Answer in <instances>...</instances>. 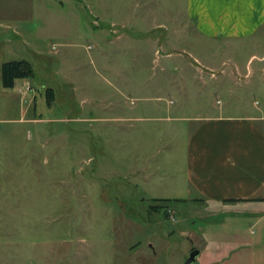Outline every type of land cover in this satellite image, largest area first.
Here are the masks:
<instances>
[{
    "label": "rangeland",
    "instance_id": "obj_1",
    "mask_svg": "<svg viewBox=\"0 0 264 264\" xmlns=\"http://www.w3.org/2000/svg\"><path fill=\"white\" fill-rule=\"evenodd\" d=\"M186 11L0 0V62L30 63L43 97L0 104V264H264V214L204 204L187 176L197 121L264 115V35L199 37Z\"/></svg>",
    "mask_w": 264,
    "mask_h": 264
},
{
    "label": "crops",
    "instance_id": "obj_2",
    "mask_svg": "<svg viewBox=\"0 0 264 264\" xmlns=\"http://www.w3.org/2000/svg\"><path fill=\"white\" fill-rule=\"evenodd\" d=\"M186 12L191 28L199 37L210 40H248L264 35V0H187ZM8 23L0 15V31L9 30L6 26ZM156 29L158 33L160 30L165 33L161 31L162 34L155 33L154 36L165 37L166 43L171 41L169 27L161 25ZM16 35L22 36L20 29L16 28ZM0 39L3 50L7 45L9 48V39ZM3 53L0 56H4ZM37 53L33 55L40 57V53ZM252 61L264 64V58L257 60L254 57ZM4 64L0 62V94L4 98L0 104L4 105L3 110L8 111L10 108L8 92H19L25 94L23 96L33 94L31 105H40L43 97L34 86V80L18 81L12 90L4 88ZM28 88L35 92H28ZM28 113L27 109L21 110V120L15 123L23 124L22 117H27ZM197 123L187 144L190 189L202 197L200 202L204 204L212 203L220 205V208L240 207L237 210L239 214H242L243 207H248L246 214L254 217L264 214V115L250 113L245 117H233L220 114ZM225 212L228 213V209ZM233 261L231 256L229 262Z\"/></svg>",
    "mask_w": 264,
    "mask_h": 264
},
{
    "label": "trees",
    "instance_id": "obj_3",
    "mask_svg": "<svg viewBox=\"0 0 264 264\" xmlns=\"http://www.w3.org/2000/svg\"><path fill=\"white\" fill-rule=\"evenodd\" d=\"M33 66L28 62H10L3 65V86L6 90L15 88L18 81L35 80ZM53 91L48 92V103H53Z\"/></svg>",
    "mask_w": 264,
    "mask_h": 264
},
{
    "label": "water",
    "instance_id": "obj_4",
    "mask_svg": "<svg viewBox=\"0 0 264 264\" xmlns=\"http://www.w3.org/2000/svg\"><path fill=\"white\" fill-rule=\"evenodd\" d=\"M200 255H201V253L199 251H195L191 255V257H190L189 261L187 262V264H195V263H197L198 258L200 257Z\"/></svg>",
    "mask_w": 264,
    "mask_h": 264
},
{
    "label": "built area",
    "instance_id": "obj_5",
    "mask_svg": "<svg viewBox=\"0 0 264 264\" xmlns=\"http://www.w3.org/2000/svg\"><path fill=\"white\" fill-rule=\"evenodd\" d=\"M29 91V90H28Z\"/></svg>",
    "mask_w": 264,
    "mask_h": 264
}]
</instances>
